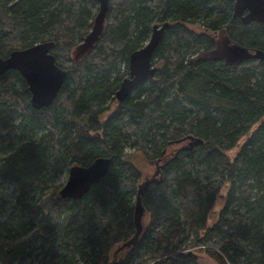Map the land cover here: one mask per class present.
<instances>
[{"label":"trees","instance_id":"obj_1","mask_svg":"<svg viewBox=\"0 0 264 264\" xmlns=\"http://www.w3.org/2000/svg\"><path fill=\"white\" fill-rule=\"evenodd\" d=\"M103 1L0 0V57L53 42L67 72L40 110L19 72L0 76V187L33 199L25 227L0 221V264H197L195 251L216 264H264V22L236 14L234 0H105L102 12ZM99 12L104 27L76 61ZM165 22L154 78L117 101L130 54ZM223 41L259 55H211ZM127 149L160 169L141 194L149 221L138 236L133 201L144 180ZM101 157L108 171L81 199L49 190L63 170Z\"/></svg>","mask_w":264,"mask_h":264},{"label":"water","instance_id":"obj_2","mask_svg":"<svg viewBox=\"0 0 264 264\" xmlns=\"http://www.w3.org/2000/svg\"><path fill=\"white\" fill-rule=\"evenodd\" d=\"M104 7L105 1L102 2V12ZM234 7L236 14L247 11V19L264 22V0H234ZM169 26L168 22L163 23L159 29L155 26L145 46L130 54L128 77L121 81L115 93L117 101L123 102L134 88L154 78L157 68L152 65L153 54ZM54 47L53 42H44L29 48L13 50L6 58L0 57V76L9 70L19 72L28 86L31 95L30 105L37 110L53 103L67 76V72L56 64L51 53ZM189 144L192 148L196 144H201V141L196 140ZM109 164V159L101 157L88 166L72 165L68 170L67 181L58 192L59 196L62 199H81L92 185L105 177ZM159 175L158 167L154 175L144 180L138 187L134 209L136 236L141 231V220L145 214L141 194L150 184L156 182Z\"/></svg>","mask_w":264,"mask_h":264},{"label":"rangeland","instance_id":"obj_3","mask_svg":"<svg viewBox=\"0 0 264 264\" xmlns=\"http://www.w3.org/2000/svg\"><path fill=\"white\" fill-rule=\"evenodd\" d=\"M104 27V18L101 16V13L99 12L94 19L93 26L91 29L90 34L85 38V40L78 45L73 53L72 57L74 60L78 61L95 43L96 38L101 33L102 29ZM192 29L197 33H205V31L202 28H199L197 26L192 27ZM214 52L211 53V55L215 56H221L225 58L228 62L231 63H237L242 58L252 57V56H258V52H255L253 50H247L239 48L238 46H235L234 44L223 41L219 43V45L216 47V49L213 50ZM212 52V51H211ZM38 133L30 134L29 137L36 138L38 137ZM248 136L242 138L239 142V144L232 150L228 152V155L232 158L236 151L238 150L239 145L247 138ZM7 143L4 144L6 149L10 146V140ZM15 140L14 138L12 141ZM128 154V160L131 161L142 173V180L149 179L155 172V166L153 163H150L144 159L142 154L140 152H135L133 150L127 149L126 150ZM68 178V174L64 173V170L62 171L61 175H58L54 180H52L48 184L49 190L58 188L60 190L63 185L65 184L66 180ZM226 189L222 190L221 194H225ZM32 198L30 196H25V198L19 197V194L17 193L15 186L5 184L3 187H0V221H5L10 224H13L15 227H25V221L22 220L23 213H25L26 209L28 208V205L30 202H32ZM225 199L221 196H219L216 200V204L214 208L212 209V214L209 215L208 222L209 224L213 223L216 212L219 210V208L224 204ZM133 204H135V201H133ZM19 216L17 219L16 217ZM149 221L148 214H144L141 224L143 226H146ZM131 241V240H130ZM130 241L127 242H121L119 244H116L112 247L110 252V258L112 261L115 259H119L123 257L126 252H128V247ZM80 244V243H79ZM124 247V249H123ZM195 261L197 264H216L211 258L206 256L202 252L195 251ZM25 264H30L29 262H26Z\"/></svg>","mask_w":264,"mask_h":264},{"label":"bare ground","instance_id":"obj_4","mask_svg":"<svg viewBox=\"0 0 264 264\" xmlns=\"http://www.w3.org/2000/svg\"><path fill=\"white\" fill-rule=\"evenodd\" d=\"M105 1V0H104ZM157 27L158 29L160 28V26H158V25H154L153 27H152V31H153V29H154V27ZM145 46V45H144ZM137 51V50H136ZM67 181V180H66ZM136 229V228H135ZM129 241V240H128ZM134 241V240H133ZM132 245V244H131ZM123 249H124V247H123Z\"/></svg>","mask_w":264,"mask_h":264},{"label":"flooded vegetation","instance_id":"obj_5","mask_svg":"<svg viewBox=\"0 0 264 264\" xmlns=\"http://www.w3.org/2000/svg\"><path fill=\"white\" fill-rule=\"evenodd\" d=\"M158 167H159V165L156 163V164H155V170H156V168H158ZM154 173H155V172H154ZM153 175H154V174H153ZM153 175H152V176H153Z\"/></svg>","mask_w":264,"mask_h":264}]
</instances>
